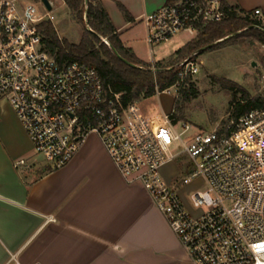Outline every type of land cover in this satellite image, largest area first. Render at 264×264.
<instances>
[{"label": "built area", "instance_id": "obj_1", "mask_svg": "<svg viewBox=\"0 0 264 264\" xmlns=\"http://www.w3.org/2000/svg\"><path fill=\"white\" fill-rule=\"evenodd\" d=\"M223 3L178 0L146 14L149 46L170 42L182 31L198 36L199 24L226 19ZM40 4L46 13L32 0H0V99L13 106L36 155L52 169L62 168L94 132L122 176L149 192L189 264H264V110L211 131H194L189 123L179 130L171 115L154 125L138 102L125 105L119 94L108 96L95 67L59 61L45 48L39 25L54 16ZM253 17L262 22L254 27L264 31L262 10ZM194 56L178 64L182 80L200 72ZM183 156L193 165L184 185L205 181L189 201L163 174ZM12 261L21 264L15 256Z\"/></svg>", "mask_w": 264, "mask_h": 264}, {"label": "crops", "instance_id": "obj_2", "mask_svg": "<svg viewBox=\"0 0 264 264\" xmlns=\"http://www.w3.org/2000/svg\"><path fill=\"white\" fill-rule=\"evenodd\" d=\"M102 2L124 46L155 68L143 17L169 0ZM225 2L264 13V0ZM49 168L11 103L0 99V264H14L13 256L21 264H189L149 192L122 176L98 134H88L66 166Z\"/></svg>", "mask_w": 264, "mask_h": 264}, {"label": "trees", "instance_id": "obj_3", "mask_svg": "<svg viewBox=\"0 0 264 264\" xmlns=\"http://www.w3.org/2000/svg\"><path fill=\"white\" fill-rule=\"evenodd\" d=\"M63 1L75 19L84 26L82 39L78 44L61 39L53 21L45 20L39 25L45 48L59 61L77 60L95 67L102 78L107 95L119 94L125 105L138 102L141 98L153 97L158 92H164L177 85L182 80V68L178 67V64L193 54L197 56L213 50L233 34L243 31L242 35L256 38L264 44V31L254 27L262 22L251 13L231 6L224 0L226 19L199 24V35L177 51L178 63L170 66L158 62L155 64L158 71L155 72L152 64L140 60L124 46L102 0ZM176 1L178 0H169V3ZM121 8L129 19L128 11L122 6ZM104 39H107L109 44ZM119 55L137 67L127 64ZM222 83L233 93L230 119H238L252 111L264 110V96H252L248 90L233 81ZM180 92L184 102H190L199 94L193 86L188 90L180 89ZM238 94H241L240 98ZM183 110V105L176 99L174 112L171 114L175 123L182 119ZM177 112H180V115H177ZM50 168L49 170L52 169Z\"/></svg>", "mask_w": 264, "mask_h": 264}, {"label": "rangeland", "instance_id": "obj_4", "mask_svg": "<svg viewBox=\"0 0 264 264\" xmlns=\"http://www.w3.org/2000/svg\"><path fill=\"white\" fill-rule=\"evenodd\" d=\"M32 1L39 4L42 13H46L40 4L41 0ZM51 1L54 9L50 15L54 16L53 24L59 37L71 43H80L84 26L75 19L63 0ZM242 33L243 31H240L227 37L224 42L204 54L197 56L193 54L192 60L200 64L199 73H189L184 80L162 92L161 95L141 98L138 104L145 116L154 124H163L166 120L165 116L174 112L177 99L184 107L182 119L176 123L179 130H182L184 123H189L194 127V131H211L218 125L226 124L231 117L230 102L233 99V93L222 81L236 82L248 90L252 96H264V44ZM194 37L195 35L182 31L174 36L171 42L152 47L153 52L148 44L146 56L151 63L161 62L163 65L170 66L177 64L179 60L177 51ZM192 86L198 90V97L190 102H184L180 89L188 90ZM240 96L241 94H238V98ZM177 115H180V112H177ZM38 159L46 163L42 156H38ZM192 169V162L186 156L163 169L167 182L173 189L179 191L185 201H189V195L205 185L202 178L184 185L183 180Z\"/></svg>", "mask_w": 264, "mask_h": 264}, {"label": "water", "instance_id": "obj_5", "mask_svg": "<svg viewBox=\"0 0 264 264\" xmlns=\"http://www.w3.org/2000/svg\"><path fill=\"white\" fill-rule=\"evenodd\" d=\"M87 1V0H86ZM41 2L44 4V6L46 7V9L49 11V12H52L53 9H54V4L52 3L51 0H41ZM89 30H91L89 27H88ZM106 43H108V41L105 39L104 40ZM109 44V43H108ZM121 59H123L127 64L131 65L132 67H137V65L131 63L130 61H128L127 59H125L124 57H122L121 55H119ZM255 65V64H254ZM153 70L155 72L158 71V69H155L153 68Z\"/></svg>", "mask_w": 264, "mask_h": 264}]
</instances>
